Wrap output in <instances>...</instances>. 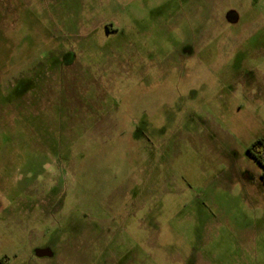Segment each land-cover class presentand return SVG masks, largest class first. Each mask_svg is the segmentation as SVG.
I'll use <instances>...</instances> for the list:
<instances>
[{"label": "rangeland", "instance_id": "374dc122", "mask_svg": "<svg viewBox=\"0 0 264 264\" xmlns=\"http://www.w3.org/2000/svg\"><path fill=\"white\" fill-rule=\"evenodd\" d=\"M257 139L264 0H0V264H264Z\"/></svg>", "mask_w": 264, "mask_h": 264}, {"label": "flooded vegetation", "instance_id": "af4514ba", "mask_svg": "<svg viewBox=\"0 0 264 264\" xmlns=\"http://www.w3.org/2000/svg\"><path fill=\"white\" fill-rule=\"evenodd\" d=\"M261 139L255 140L251 145V147L248 150V147L246 149L247 153L260 165L264 168V144ZM47 256H42L39 258H43Z\"/></svg>", "mask_w": 264, "mask_h": 264}, {"label": "water", "instance_id": "95a60500", "mask_svg": "<svg viewBox=\"0 0 264 264\" xmlns=\"http://www.w3.org/2000/svg\"><path fill=\"white\" fill-rule=\"evenodd\" d=\"M36 256L42 257V256H51V252L47 249H37L35 251Z\"/></svg>", "mask_w": 264, "mask_h": 264}, {"label": "trees", "instance_id": "16d2710c", "mask_svg": "<svg viewBox=\"0 0 264 264\" xmlns=\"http://www.w3.org/2000/svg\"><path fill=\"white\" fill-rule=\"evenodd\" d=\"M261 141V140H260ZM253 145V144H252ZM252 145H249V147H248V150H249V148L252 146ZM264 169V168H263ZM263 172H264V170H263Z\"/></svg>", "mask_w": 264, "mask_h": 264}]
</instances>
